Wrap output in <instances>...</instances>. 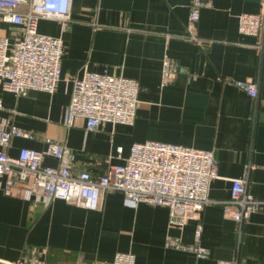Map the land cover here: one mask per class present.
Returning <instances> with one entry per match:
<instances>
[{
	"label": "crops",
	"instance_id": "obj_1",
	"mask_svg": "<svg viewBox=\"0 0 264 264\" xmlns=\"http://www.w3.org/2000/svg\"><path fill=\"white\" fill-rule=\"evenodd\" d=\"M190 0H71L66 29L56 19H40L37 31L61 37V77L54 92L17 95L0 86V123L32 138L13 137L6 153L21 148L44 151L47 139L63 143L74 172L100 176L123 164L134 143L160 141L214 152L217 177L209 186L199 218L171 224L169 209L139 202L130 206L120 191L103 194L90 210L54 199L44 205L33 196L0 190V259L36 258L44 264H112L117 252H130L135 264H264V20L259 35H242L238 16L262 15L264 0H208L194 32L186 37ZM13 27L0 22V34ZM176 75L161 85L162 63ZM108 72L138 83L133 122H101L91 131L85 119L64 124L73 81L83 72ZM232 80H253L252 98ZM1 149V148H0ZM43 164L56 167L51 155ZM247 176V190L262 202L241 225L224 214L232 178ZM200 226V237L195 232ZM168 238L185 248L167 246ZM206 249L198 257L191 246Z\"/></svg>",
	"mask_w": 264,
	"mask_h": 264
},
{
	"label": "built area",
	"instance_id": "obj_2",
	"mask_svg": "<svg viewBox=\"0 0 264 264\" xmlns=\"http://www.w3.org/2000/svg\"><path fill=\"white\" fill-rule=\"evenodd\" d=\"M71 0H0V22L13 27L10 34H0V86L17 95L29 90L53 93L61 77L63 41L37 31L40 19L60 21L61 31L67 27ZM208 0H190L188 4L186 37L203 43L195 35L200 10ZM262 15L242 13L238 16V31L242 35L257 36L263 27ZM176 75L173 62L165 58L162 63L161 85ZM238 89L256 98L258 87L253 80H232ZM138 83L122 75L104 72H83L73 81L71 100L67 106L64 124L73 125L76 118L85 119L86 131L104 121L131 124L137 107ZM1 107V102H0ZM13 137L32 138V134L15 126L0 123V190L9 196H33L44 205L54 199L73 203L85 209L101 206L105 192L120 191L130 206L139 202L162 205L169 209L171 224L183 226L213 201L209 186L217 177L214 152L160 141L134 143L123 164L110 166L100 176L88 171L74 172L72 156L63 143L47 139V148L38 151L21 148L16 157L4 150ZM57 159L56 167L43 164V157ZM247 176L231 179L229 197L223 203L224 214L241 225L262 202L248 192ZM197 226L195 237H200ZM167 246L185 248L178 240L168 238ZM198 257H207L206 249L191 246ZM0 264H44L38 259ZM112 264H135L130 252H117ZM219 264H238L220 261Z\"/></svg>",
	"mask_w": 264,
	"mask_h": 264
}]
</instances>
